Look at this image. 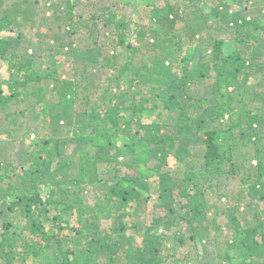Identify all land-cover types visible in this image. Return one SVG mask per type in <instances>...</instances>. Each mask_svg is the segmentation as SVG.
<instances>
[{
	"label": "trees",
	"instance_id": "obj_1",
	"mask_svg": "<svg viewBox=\"0 0 264 264\" xmlns=\"http://www.w3.org/2000/svg\"><path fill=\"white\" fill-rule=\"evenodd\" d=\"M225 1L206 7L165 0L148 26L100 2L93 7L101 14L86 23L73 13L75 0L64 9L46 0L41 18L40 0H0V35L10 34L0 36V62L7 64L0 71V135L16 141L35 133L38 142L17 167L0 148V264L27 256L34 264H264L259 214L250 223L235 207L231 236L220 240L206 195L223 181H239L247 197L264 201V0L235 12ZM48 11L64 34L51 36L44 54L25 30L46 26ZM212 20L226 39L216 38L207 54L189 43L202 40ZM100 23L111 28L105 43L110 35L113 41L80 50L73 37L84 29L101 35ZM119 47L128 49L120 66ZM62 56L69 60L65 75L55 61ZM100 71L110 75L106 86L97 84ZM147 112H157V120L146 123ZM166 113L173 119L162 123ZM40 114L45 134L34 127ZM145 171L158 174L159 204L151 225H130L137 241L127 234V208L135 203L138 212L150 203ZM93 187L100 203L87 206ZM61 207L76 216L73 235L46 229L62 220L50 217ZM99 214L113 222L110 229H101ZM172 230L178 245L189 240L199 249L194 259L177 260L166 240Z\"/></svg>",
	"mask_w": 264,
	"mask_h": 264
},
{
	"label": "rangeland",
	"instance_id": "obj_2",
	"mask_svg": "<svg viewBox=\"0 0 264 264\" xmlns=\"http://www.w3.org/2000/svg\"><path fill=\"white\" fill-rule=\"evenodd\" d=\"M45 1L46 0H40V18L41 14H43V11H45ZM50 2H54L57 7H61L64 9L66 0H48ZM76 1V9L74 10V15L83 14V20L87 22H90L91 15L92 14H101V11L97 12V8L93 7V3L100 2L99 8H101V5L110 7L114 9V12H116L120 17L132 21V24H144V25H151L152 24V14L155 7H163L165 6V0H75ZM204 3L206 7H211L213 3L218 4L217 0H200ZM252 0H227L225 1V4L229 5L230 11L235 12L241 9H252L250 8ZM51 12L48 11L47 17L49 18V22L46 26L37 28L29 32L28 30H25L26 34L28 35V38L33 43V48H41L43 49V53L46 54V49L51 48L50 44L52 45L51 36L54 34H64L63 31L58 29V25L54 23L53 20H51ZM39 18V19H40ZM188 18L185 19V22H180L177 26V32L183 33L184 25ZM92 23V21L90 22ZM213 28L210 30V28L204 32L202 36V40H199L197 42L189 43L193 46H200L203 50L207 52V54H210L212 51V44L213 41L218 38L219 36L222 39H226L225 32L223 31H217L215 30L216 26H218L214 20H212ZM99 27L101 29V35L99 36H93L91 37V34L88 30L84 29L81 31L78 36L73 39H75V43L78 44L80 50L86 51L89 47L93 45V43H97L99 48H101V45L106 44L107 41H113L114 36H109L108 40L105 43L104 37L102 36L103 33H106L110 31L109 28H104L101 23L99 24ZM10 34L3 33L0 36L3 38L9 37ZM107 47V46H104ZM189 46H186V49L184 53H182V56L184 54H188L190 52V48L188 51ZM117 64L123 65V63L126 61V58L128 57V49L119 47L117 49ZM55 60V59H54ZM53 61V60H52ZM57 67L62 75H65V71L68 69L69 66V60L66 56H62L60 58H56ZM45 64V66H47ZM0 71L3 73L7 72V64H2L0 62ZM103 74V75H102ZM214 76V74H211ZM108 71H100L99 72V80L97 81L98 85L106 86L109 82ZM215 79L213 78L210 82H214ZM51 89V87H50ZM202 87L194 89L197 95L201 93ZM5 93L8 94V90L5 89ZM50 97V96H49ZM30 103H27V105ZM253 108L259 107V105L256 103L252 106ZM26 108L25 106L22 107ZM126 115H130L129 113H126ZM31 116V114H30ZM44 115L40 114L38 118L36 117L34 123V127H37V131H39L41 134H45V132L48 129L47 124L43 121ZM142 119L147 123L154 120H157V112H147L143 115ZM173 116L168 115L167 113L164 114L162 117L161 122H167L168 120H172ZM33 133L31 137L25 136V134H18L17 137L19 139H16V141L8 140L5 136L0 135V148L4 150V152L8 155L9 159L15 162V166L17 167L22 162V159L26 157L28 153H31L32 151H35L37 149L36 143V135ZM23 136L26 138L23 139ZM225 138V137H224ZM115 142L118 145H122L123 139H115ZM264 143L261 145L263 147ZM264 148V147H263ZM72 150V148H71ZM22 158V159H21ZM24 163V162H23ZM27 167L30 166V163H24ZM169 166L172 169H176L178 167V164L170 158L169 159ZM54 167V166H53ZM146 175L148 176V181L151 186L150 191V203L148 207L142 208L140 211H136V204L132 203L127 208V212L129 213V217L126 218V223L128 227L134 223H140L141 225H151L152 219L154 218V214L157 208L158 203V174L155 172H147L145 171ZM217 186H219V181L217 183ZM92 192H88L86 194V197L84 199V204L87 206H95L98 205L100 202V193H98L95 188H90ZM44 191L47 192L45 189ZM207 198L210 201V216H216L217 224L220 228V233L217 234L220 240H224L226 238H229L231 236L232 231V224L230 223V212L235 209V207L240 208L239 209V218L240 220H247L250 223L255 222L254 215L256 213L259 214L260 218L264 220V201H259L258 199H252L251 197H247V189L243 188L241 183L239 181H223L220 189L218 187H215L213 189H207L206 190ZM223 196V199H220V196ZM229 197V198H228ZM99 198V199H98ZM238 199L241 201H238ZM55 216L60 217L62 220L56 223L49 222L46 225L47 231L49 233H56L61 235H73L74 229L77 227L76 224V216L71 215L69 212L65 211L62 207L59 209H52L50 217L54 218ZM99 226L103 230H108L111 228L113 222L109 219H106L105 217L101 216L99 214ZM211 220V219H210ZM52 221V220H51ZM212 234L215 235L217 229L211 230ZM128 236H134L137 241H141V238L138 236L136 229L133 227L129 228L127 231ZM185 237L189 238V233L187 232L185 234ZM167 243L172 246H176V250L173 254L176 255L177 260H184L186 259H194L196 256V250L194 248V244L187 240L186 245L184 247H181L176 242V237L174 230H172L167 235ZM201 247V246H200ZM199 247V248H200ZM202 249H200L201 252ZM175 262V261H174ZM15 264H34V259L31 256H27L24 260H20L15 262ZM171 264V263H168Z\"/></svg>",
	"mask_w": 264,
	"mask_h": 264
}]
</instances>
